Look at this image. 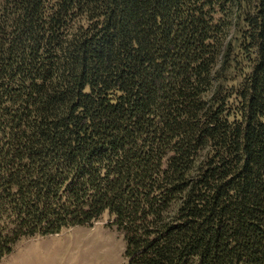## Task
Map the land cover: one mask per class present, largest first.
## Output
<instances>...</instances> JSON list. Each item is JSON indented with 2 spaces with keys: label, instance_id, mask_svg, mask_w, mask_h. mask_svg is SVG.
Masks as SVG:
<instances>
[{
  "label": "trees",
  "instance_id": "obj_1",
  "mask_svg": "<svg viewBox=\"0 0 264 264\" xmlns=\"http://www.w3.org/2000/svg\"><path fill=\"white\" fill-rule=\"evenodd\" d=\"M103 213L128 264H264V0H0V260Z\"/></svg>",
  "mask_w": 264,
  "mask_h": 264
},
{
  "label": "rangeland",
  "instance_id": "obj_2",
  "mask_svg": "<svg viewBox=\"0 0 264 264\" xmlns=\"http://www.w3.org/2000/svg\"><path fill=\"white\" fill-rule=\"evenodd\" d=\"M235 74L237 72L224 85L228 91L240 82V77ZM224 87V94H227ZM231 100H234L233 95ZM125 248V233L114 224L112 216L103 213L91 224L72 226L59 233L23 237L0 264H55L57 260L56 264L63 261V264H128Z\"/></svg>",
  "mask_w": 264,
  "mask_h": 264
},
{
  "label": "bare ground",
  "instance_id": "obj_3",
  "mask_svg": "<svg viewBox=\"0 0 264 264\" xmlns=\"http://www.w3.org/2000/svg\"><path fill=\"white\" fill-rule=\"evenodd\" d=\"M53 242H54V240H52ZM47 243V242H46ZM49 243H51V242H49ZM55 243V242H54ZM75 244H77L76 242H75ZM45 245V244H44ZM49 245V244H48ZM73 245V244H72ZM78 245V244H77ZM44 247H46V246H44ZM56 247V246H55ZM59 247V246H58ZM57 247V248H58ZM65 247V246H64ZM68 247H69V245H68ZM67 247V248H68ZM48 248V247H47ZM61 248V247H60ZM70 248V247H69ZM29 249V248H28ZM42 249H44V248H42ZM45 250H47V249H45ZM50 250H52V249H50ZM65 250H66V248H65ZM68 250V249H67ZM58 251H60V250H58ZM64 251V250H63ZM66 252V251H65ZM55 254H56V252H54ZM60 253V252H59ZM49 254H50V252H49ZM57 255V254H56ZM59 255V254H58ZM62 255V254H61ZM49 257V256H48ZM52 257V256H51ZM70 257V256H69ZM53 258V257H52ZM56 258V257H55ZM62 258V257H61ZM54 260V259H53ZM56 261V260H55ZM58 261V260H57ZM56 261V262H57ZM56 262H55V264H56ZM64 262V261H63ZM63 262H62V264H63ZM51 263V262H50ZM59 263V262H58ZM66 263V262H65ZM49 264V263H48ZM54 264V263H53ZM61 264V263H60Z\"/></svg>",
  "mask_w": 264,
  "mask_h": 264
}]
</instances>
